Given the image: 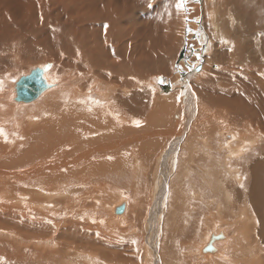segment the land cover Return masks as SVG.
<instances>
[{"label": "bare ground", "instance_id": "1", "mask_svg": "<svg viewBox=\"0 0 264 264\" xmlns=\"http://www.w3.org/2000/svg\"><path fill=\"white\" fill-rule=\"evenodd\" d=\"M36 1L40 4L60 1L62 3L60 8L62 9L63 7L66 10L67 6L65 7V3L71 0H34V2ZM143 1L72 0V10L70 13L65 11L68 13L67 18L62 19L61 13L64 10L61 13H57L61 10L56 8L58 10L55 12L57 14V21L53 22L55 28L49 36L50 39H35L39 45L35 44L33 47L28 38H26L29 34L26 36L25 20L28 21V19L25 16L28 15L29 11H26L27 14L24 12V9H30L33 3L29 1V7L23 9L25 0H0V68L1 64L4 66L0 69V78L3 79H0V217L3 211L11 207L17 208L11 214L15 212V218L19 224L15 223L16 219H13L15 222L13 221L12 224L16 231L19 230V234L21 232L24 239H19L12 232L0 233V238L8 239V243L18 247H26V245L33 246L38 251L39 258L42 252L47 254L44 258L56 254L53 261L54 264H102L98 256L91 253L77 250L71 251L69 248H66L63 253L56 251L58 244L51 238L55 229L53 228L52 221L49 225L45 221V216L53 218L54 215L49 213L51 211V209L48 210L49 208H47L49 206L43 209L44 206L42 204L46 201L51 205L56 203L54 199L65 194V192L58 187L52 186L62 184L64 181L81 183L82 178L80 176L82 175H91V178L98 177L95 180H99L100 176L106 174L107 171L118 172L120 174L118 176L119 180H127L133 178L138 170L144 169L146 174L150 172V176L152 177L150 191L147 192L150 206L152 200L156 197L160 200L166 198L160 192L163 190L162 183L164 182H161L160 172L162 168L159 164L164 159L167 168L164 169L167 170L166 173L171 175L177 171L180 174L177 190L182 185L181 183L184 181L183 177L186 175L187 170L192 167V164L196 163L195 170L199 172L198 175L200 177L199 184L196 185L197 187H191V199L194 201V205L191 206L188 203V199L186 200L181 197L183 194L187 196L185 192L182 195L180 194L181 196L178 198H172L171 196L170 202L171 199H176V201L182 203V207L187 208V212H191L200 203H206L208 208L212 207L210 214H208L213 218L208 221L210 229L202 233L200 243H197L198 245L195 243L196 248L194 247L192 255L200 257V250L207 245L210 235L221 233L223 238L218 240L219 243L217 241L215 243L214 241L212 246H209L211 249H214V252L205 253H209L211 256L207 255L202 257V260L205 261L204 264H264V0H224L227 3V10L224 16L223 26L227 24V32L226 36L220 33V41H226L229 45L226 54L223 50L215 51H218L220 59H227V72L232 73L230 71L232 70L237 75L235 77L241 80L244 79L242 80L243 85L245 81L250 82L251 78L256 79L259 84L256 85L254 83L251 88L247 85L246 87L248 88L244 93L243 89L240 90L241 87H235L237 84L229 83L226 88L221 89V93L226 92L228 94L231 92L234 94L233 97H236L237 94L236 92H232L234 89L244 94L247 97V105H243V102L242 110L238 107V103H241V100L231 99V106H228H230L229 108L232 111H227L228 116H216L215 113L211 112L209 119L213 121L212 123L218 125L217 122L220 121L224 126L222 127L220 125L218 136L222 138L227 133V139L217 146L218 151H223L219 158L211 157L209 145L212 140L207 142L205 138H198L196 140L198 145L190 141V136H194L191 135L194 132V125H197L201 130H203L201 124L203 126L207 125L205 123L208 122V117L206 119L205 115V117L201 116L206 119L204 124L201 122V124H198L199 120H196V118L195 121L193 120L194 123L190 135L187 139L185 138L189 140L190 145L186 148V151L184 150V155L174 156V149L168 150L167 146L176 139L171 138L172 136H179V122L177 121L179 109L177 106H181V102H178L179 99L175 98L174 101L178 104L172 102L168 105V112L166 107L162 106L164 108L163 111L166 110L167 112L165 114L166 112L164 111L165 115L160 110H155L152 113L150 112V102L148 101L149 93L146 90L140 92L134 91L133 87L137 88L140 85V82L134 78L135 71L137 70L136 62H134L136 57L134 58V56L142 51L143 48L141 45L135 44L129 51L125 50L123 39L125 38L127 43L132 42L131 34L135 32L137 34L144 33L147 28L145 27L135 32L134 30L130 32L129 29L131 26L133 28L136 25V22L133 20V15L135 14H132V12ZM196 1L199 3L201 0ZM209 1L213 3V1L218 0ZM49 3L43 7L39 5L44 10H38L39 7L37 6L36 10L41 11V14L47 13L50 15L48 9ZM203 4L205 5V3ZM13 6L15 7L13 8ZM194 8L193 5H190L189 8L187 6L188 10L191 9L193 10L192 12H196L195 9L197 8ZM212 8L218 9L215 6H212ZM78 9H82V12ZM33 11L35 10L33 9ZM39 12L36 11V13L40 14ZM71 14H74L75 17ZM215 14L213 11L212 15L214 18H216ZM196 15L198 18L199 15L197 13ZM38 17L40 19V16ZM41 19L40 21L42 22L43 19ZM44 20L49 21V18ZM209 21L211 20L209 19ZM213 27H216V24ZM127 30L129 32H126ZM196 30L193 27V34L197 33ZM127 45L130 47L129 44ZM199 45L198 47H192L195 51L194 59L197 62L201 57V53L198 50L202 47ZM42 46H45L46 53L50 54L47 55V59L52 64H56V69L50 70L45 75L46 69L41 68L44 71L43 76L50 83L46 80L49 86L46 91L47 93L44 96H41V94L36 99L37 101L40 99L36 108L29 109L26 106L20 112L21 108L18 111V107H23L21 106L23 104L15 103L11 92L14 96L13 86L18 78L21 77L24 66L29 63L20 64L19 66L16 64L25 59H39V49ZM149 46L150 41L144 47V55H149ZM137 50L139 51L137 52ZM210 50L212 51V48ZM207 52L209 54V51ZM70 59L72 60L73 69L68 68L65 72H60L58 70V67L61 66L60 64ZM11 61H13V64ZM27 67L28 65L25 70L30 69V67ZM31 70L33 68L28 70V73ZM142 71H145V69ZM137 73L140 75V72ZM154 77L155 75L153 78L150 77L148 83L150 85L153 83V85L159 88L155 82H158L160 77ZM64 79L67 80L65 84ZM162 81L158 83H166L164 79ZM182 81V79L176 78L172 82V85L176 87ZM236 81L234 78L231 83H236ZM145 83L149 85L146 81ZM203 84L206 85L205 82ZM3 85L6 87L5 89H2ZM56 86L59 87L57 88ZM75 86H78L80 91ZM152 86H150V89ZM200 86L203 87L202 82ZM182 87L180 86V91ZM157 88H155L156 94L159 93ZM171 88L173 90V87ZM60 89H66V91L67 89H71L72 91L63 95L57 93ZM88 92H93L96 95L89 96ZM46 94L50 95L46 96ZM241 94L239 98L242 96ZM154 97L157 98L158 95ZM161 98L163 99L162 101L165 100L164 97ZM170 98L169 100L172 101ZM241 98L244 99V97ZM157 99L155 101H159ZM199 101L201 102L202 100L199 98ZM162 103L159 105H162ZM151 105L156 106L152 102ZM235 108H238L243 115H238L240 113H237ZM191 109V102L186 100L185 113L189 118L191 116ZM199 115L195 116L199 118ZM165 120L167 122L159 123ZM135 121H139V126L134 123ZM153 122L158 124L155 123L153 125ZM154 127L155 130H151ZM195 131L198 132V129L196 128ZM158 134L162 136V139L158 137L157 140L150 142V137ZM212 146L211 144L210 147ZM205 156L206 159H203ZM199 161L202 162L198 164ZM202 165H205L203 170L200 168ZM72 166L73 170L69 172L68 170ZM193 170L194 168L190 171ZM147 171L149 172L147 173ZM196 172L195 174L197 175ZM189 173L186 177L189 176ZM206 175H210V177L208 178ZM164 178L167 180L168 175H164ZM156 180L157 182H154ZM146 181L148 180L145 175L142 178V182L146 184ZM136 185L139 186L138 181ZM26 189L28 191L30 190V192L34 190L32 197H30ZM112 191L113 195L108 196L110 200L107 199L108 197L104 198L108 201L102 200L97 196L92 197L93 199H86H90V201L95 203V205H92L95 210H101L103 212L100 215L103 216L104 222H106V213H104V210L109 213V215L106 214L109 216L107 222L112 225V230L117 232L116 227L118 226L116 224L124 220L127 212V215H130V213L133 214L131 215V221L132 218L135 219L136 214H139L138 209L140 206L136 204L138 199L134 198L132 201H128L119 191ZM155 192H157L156 196ZM196 192H198V195H195ZM208 193L214 196L208 198ZM38 196H42L43 199H39ZM217 199H220V201ZM69 200L70 203L78 202V200H73L72 198H69ZM195 200H199V202ZM213 201L215 205L208 206V202ZM148 203L146 204L148 205ZM119 206H122L124 210L121 215H116L114 210ZM35 207L41 213L40 215L44 216V220L37 222L36 226H33V221H21L22 216L27 214V210L34 209ZM224 209L227 210L230 215L228 218L231 220L225 219ZM159 210L160 219L164 211L161 212V207ZM170 212L177 214L182 211L179 210V207L171 206L169 214ZM148 219L150 220V217ZM171 219L173 220L175 218L172 217ZM65 220L58 223L55 222L56 226L65 225ZM161 222H164V218H161ZM181 223H186L184 218L179 219L174 225H181ZM228 223L231 224L228 225ZM70 224L75 226L74 222ZM3 225L1 224V227L6 226ZM17 227H20L21 231ZM50 227L52 228L51 230ZM119 227L121 228V226ZM230 227L235 232L239 227L241 230L238 233H232L234 230L231 232L232 229ZM43 228L48 229L47 233L46 231L45 233H43L44 231L38 233L39 231L37 229L42 230ZM74 231L71 236L74 244L81 248H84L83 245H89L87 242L82 243L84 233L81 230ZM130 231H132V234H135L133 231H137V229L131 228ZM156 232L158 233V231ZM141 239L143 238L141 237ZM61 240L66 239L62 237ZM152 241L153 238L152 240L149 238L147 241L148 245ZM68 243L62 242V245L65 246ZM138 246L134 243L128 244L126 249L132 252L126 253L125 256H120L119 261L110 259L112 261L111 263L123 264L127 262L130 256L134 255L133 252L136 253L135 247H137L138 251ZM231 247H234L233 250ZM52 250H55V252L51 253ZM242 250H246V253L243 255L240 253ZM181 253L183 254V252ZM189 253V251L186 252V254ZM212 254L215 255L213 256ZM103 256L109 258L106 253H103ZM142 257L141 264H151L154 262V255L150 254V246L146 247L144 245ZM19 264H27V262Z\"/></svg>", "mask_w": 264, "mask_h": 264}, {"label": "rangeland", "instance_id": "2", "mask_svg": "<svg viewBox=\"0 0 264 264\" xmlns=\"http://www.w3.org/2000/svg\"><path fill=\"white\" fill-rule=\"evenodd\" d=\"M13 1H16V0H13ZM29 1H30V3H33L32 4L33 6H30V9L27 8L29 10L24 9L26 7H29ZM29 1L25 0V4L23 6V9L25 10L24 12L29 11L28 15L25 16V17H27L26 19H28V21L25 20V22H26L25 28H26V36L29 34L30 37L27 36L26 38H28L29 42L34 47L35 44L39 45L38 41L35 39H44V40L50 39L49 36L52 34V32L55 28L54 27L55 25L53 24V22L57 21V17H56L57 14L55 12H57L60 9L61 11L60 12L58 11L57 13H61L64 9H63V7H62V9L60 8L62 5V3L60 1L55 2V3L54 2H52V3L47 2L46 4H40L37 1L34 2V0H29ZM71 1H67L68 3L67 2L65 3V7L66 6L67 7H66V10H64L61 13L62 19L67 18L66 17L68 15L67 12L70 13V11L72 10ZM177 2H178V0H144L143 3H140L138 5L139 7L138 6L135 7V9L137 8L136 10H134L135 12L132 9V11H133V12L131 11L132 14H135V15H133V20H134V22H136L135 23L136 25L132 24V25H135L133 27L134 29L132 28V26L129 29H130V32L132 30H134V32H135V31L141 30L145 27H147V28L145 29L144 33L137 34L135 32L136 34L135 33L134 34L136 35V37L134 34H131L132 42L127 43V40L125 38L123 39V44H125V50L129 51L131 49V47H133L135 44L141 45L143 48V50L140 52H138L139 50H137L138 53L134 56V58L135 57L139 58V59H136V58L134 59V62H136V66H137L136 67L137 70L135 71L134 78H136L140 82V85L137 88L136 87H133V88H134V91H136V92L146 90L147 93H149L148 94V101L150 102V112L154 113L155 110H160V112L162 111V114L165 115L168 112V110H167L168 105H170L172 102L177 103L174 101L175 98L176 99L178 98L179 99L178 102H181V106H179V105L177 106V108L179 109V115H178V119H177V121L179 122V128H178V131H179L178 135L179 136L178 137L172 136L171 138H176V139L173 142H170L168 144L170 147L167 146L168 150L174 149L173 155L176 157L184 155V150L186 151V148L190 145L189 140H186V139L190 135V131H191V128L193 127V123L195 121V118H196V120H199L198 124H201V123L204 124L206 122L207 117H208V119L210 118L211 112L215 113L216 116H218V115L228 116L227 111H232L229 108L231 106L230 105L231 99L241 100L240 101L241 103H238V107L241 109H242V103L243 102H244L243 105H247V97L244 94H241V93H239V91H236L234 89L232 92H236L237 94H236V97L235 96L233 97L234 94L231 92L228 94H226V92L221 93L222 88H226L227 84H229V83L234 84V85L237 84V86H235V87H241L240 90L243 89V93H244V91L248 88V87H246L247 85L250 86L249 88H251L254 83H256V85L259 84L258 81H256V79L251 78L250 82L245 81L244 85H243L242 80H244V79L241 80V79L235 77L237 75H236V73L234 74V72L232 70H230L232 73H230L229 71L228 72L226 71V68L228 66L226 63L227 59H223V60L220 59L218 51L223 50L224 53L226 54L227 47L229 45V43H223L220 41V36H221L220 33H222L224 36H226V32H227V29H226L227 24L225 26H223L224 16H225V13L227 10V3L224 0H218V1H213V3H214V5H213L212 1H209V0H204V1L201 0L199 3L196 0H186V3L184 5V10L178 11L175 7ZM202 2L205 3V5ZM48 3H49L48 9L50 11V15L47 13L41 14V11L40 12L38 11L41 9L40 6L43 7V6L47 5ZM190 5H193V8L194 7L197 8V9L194 8L196 10V12L194 11L195 13L192 12L193 10L187 9V6L189 8ZM199 5H201V6H199ZM36 6L39 7L38 10H36L37 9ZM212 6L213 7L215 6L218 9L217 10L213 9ZM14 7L15 6H13V8ZM31 7L35 11H33V9L31 10ZM199 9H201L203 11L205 9H208V10H205L203 12ZM41 10H44V9H41ZM78 10L80 12H82V9H78ZM31 11H33V12H31ZM36 11L39 12L41 15L36 13ZM65 11H67V12H65ZM213 11H214V13H216L215 14L216 18H214L212 15ZM27 12H26V14H27ZM196 13L199 15L198 18H197ZM208 14H209V17H208ZM71 15L73 17H75L74 14H71ZM205 15H206V19H205ZM38 16H40V19H41V17H43L42 18L43 20L41 19L42 22L44 21L43 23L40 21ZM134 16L136 18V21H135ZM201 16H202V18H201ZM31 18H32V20H31ZM48 18H49V21L51 23L47 20H44V19H48ZM50 18L52 19V21ZM188 18H189V20H188ZM34 19H35V21H34ZM209 19L211 21H214V22L209 21ZM144 21H145V23H144ZM199 23H201V24H199ZM128 24H130V23H128ZM210 24L212 25V27H210L211 26ZM214 24H216V27H213ZM193 27L195 29H197L196 30L197 33H195V34H193L194 33ZM188 29H191V32H189ZM126 32H129V31L127 30ZM33 35H34V37L32 38ZM204 35H206V36H204ZM149 41H150V46H149L150 47V53H149V55H144L145 54L144 53L145 52L144 47ZM218 41L221 43H219ZM201 43H202V45H201ZM127 44H129L130 47H128ZM203 44H205V45H203ZM209 44H210V46H209ZM198 45L202 48H200V50H198V52L201 53V57H200V60L197 62L194 59L195 58V54H194L195 51L192 47L193 46L198 47ZM211 48H212V51L210 50ZM215 50H218V51L216 52ZM207 51H209V54ZM181 52H183L184 56L182 59H180L178 61L179 54ZM47 55H50V54L49 53L47 54L45 46H42L41 49H39V56H40L39 59H37V60L25 59L22 62L20 61L19 63H17L16 64L17 66H19L20 64L21 65L26 64L27 62L29 63V64H26L24 66V70H23V73L21 74V76L26 75L28 73V70H30L32 68L34 69V68L40 67V68L46 69L45 75L50 70H55L56 64H52L51 62H49V60L47 59L48 58ZM136 60H138V61H136ZM12 62L13 61H11V63ZM193 64H195L197 68H199L201 66L199 68L200 69L199 72H197L195 70H193V71L188 70L189 67ZM27 65H28V67H30V69L25 70ZM60 65L61 66L58 67V70L60 72H65L66 69H68V68L73 69L71 59L67 62L61 63ZM3 67H4L3 64H1V68H3ZM182 68H183V71H179V69H182ZM143 69H145V71H142ZM215 71H218V72H215ZM137 72H140V75ZM160 74H162V75H160ZM184 74H185V76H184ZM218 74H219V76H218ZM152 75L153 76L155 75L154 78L160 77V78L164 79V81L166 83H164V84L161 83L162 84L161 85V84H159L160 82L159 83L155 82V84H157V86H159V88H157L155 85H153V83H152L153 86L150 85L148 83V81H149L150 77L153 78ZM175 76H176V78L183 80L181 83H179L180 85H177L176 87H174L172 85V82H174V80H176ZM219 78H221V79H219ZM234 78H235V80H237L236 83H231L232 79L234 80ZM44 79L48 81V79L46 77H44ZM1 80H3V79H1ZM63 81H64V84L67 82L66 79H64ZM142 81H143V83H142ZM145 81L149 85H147L146 83L144 84ZM201 82H202L203 87L200 86ZM204 82L206 83V85L203 84ZM48 83H49V81H48ZM52 83H54V81H52ZM238 83H239V85H238ZM223 84H225V85H223ZM59 86H56V87L58 88ZM65 86H67V85H65ZM150 86H152L151 89H150ZM180 86L181 87L183 86L181 88L182 89L181 91H180ZM223 86H225V87H223ZM75 87H77L78 91H80L78 86H75ZM171 87H173V90ZM5 88L6 87L3 85L2 89H5ZM155 88L158 89L159 93L156 94ZM154 89H155V91H154ZM71 91H72L71 89H67V91H66V89H60L57 93L66 95L68 92H71ZM45 93H47V92H44L41 96H44ZM11 94H12V98H13L14 97L13 93L11 92ZM154 94H156V95H154ZM195 94H196V96H195ZM240 94L242 95L241 97H244V99H242L241 97L239 98ZM48 95H50V94H46V96H48ZM88 95L89 96H95L96 94L93 92H88ZM157 95H158V97H157ZM218 95H220V97H218ZM231 95H232V97H231ZM246 95H247V93H246ZM154 96H156L158 99L155 98ZM161 97H164L165 100L162 101L163 99ZM169 98L172 101H170ZM199 98L203 102L202 101L200 102ZM156 99L159 101H155ZM166 99H168L170 102ZM39 100L21 105L23 107L19 106L18 111L21 108L20 112H22L26 106H27L26 108H29V109L36 108L39 104ZM186 100H189V102H191V106H192V109L190 110L191 111L190 118L185 113L186 112L185 111V101ZM151 102L154 103L157 107L151 105ZM196 102L198 105L196 104ZM160 103H162V105H159ZM205 105H207V106H205ZM228 105H230V106H228ZM162 106L166 107L167 112H166V110H164L166 113L163 111L164 108H162ZM181 109H182V111H180ZM202 109H203V111H202ZM235 110H237V113L238 112L240 113L238 115H243V113L238 108H235ZM180 114H181V116H180ZM199 114H201V115H199ZM195 115L196 116L199 115V118H197ZM204 115L206 116V119L203 118V117H205ZM201 116H203V117H201ZM208 119H207L208 122L205 123L207 125L203 126L201 124V126L203 127L202 128L203 130L198 128L197 125H194V127H193L194 132L191 134L194 136H190V141L193 142L195 145H198V142L196 141L198 138H202V139L205 138L207 142H210L212 140L210 145L212 144L213 146L210 147V145H209V151H210L211 157L212 158L213 157L219 158L220 155L223 153V151L222 150L218 151L217 146L219 143H221L222 141L227 139V137H226L227 133L224 134V137L220 138L218 136V131H219L221 126L222 127H224V126L221 124L220 121L217 122L218 123V125H217L216 123H212L213 121L211 119H209V120ZM165 122H167V120L159 122V123H165ZM230 122H231V120H230ZM155 123L156 122H153V125ZM156 124H158V123H156ZM187 128H189V129H187ZM196 128L198 129V132L195 131ZM151 130H155V127L151 128ZM214 130H217V131L214 132ZM186 133H188V134H186ZM158 137L162 139V136L159 134L156 136H151L150 142L157 140ZM164 139L167 140L166 138H164ZM184 143H186V144H184ZM178 147H179V150H178ZM180 153H181V155H180ZM203 159H206V156ZM200 162H202V161H199L198 164ZM163 164H164V167H163ZM159 166L162 168V170L160 172V175L162 178L161 182H164V183H162L163 190H161L160 192H162L166 198H164V200L162 199L163 200V202H162V200H160L159 198L156 197L154 200H152V203L150 204V206L148 203L147 192L150 191V183H151L152 177L150 176L151 175L150 172L147 171V173L148 172L149 173L146 174L144 169L138 170L137 174L133 178H130L127 180H119L118 176H120V174L118 172L114 173L112 171L111 172L107 171L106 174H104L103 176H100L99 180H95V179H98V177L97 178H91V175H89V176L88 175H82V176H80L82 178L81 183L64 181L62 184H56V185L52 186V187H58L60 190L65 192V194L60 195L58 198L54 199V202L56 201V203H53L51 205L48 201H46V202H43V204H42L44 206L43 209H45V207L49 206V207H47V208H49L48 210L51 209V211L49 213L54 215L53 218H51L49 216H45V221H46V224H48V225L52 221L53 228L55 229L54 232L52 233L51 238H53V241H55L58 244L56 251L58 253H63V252H65L66 248H69L71 251L77 250L80 252L91 253L93 255L98 256V259L102 262V264H113V263H111L112 261H110V259H113L115 261H119L120 256H123V255L125 256L126 253L132 252V251H128V249H126V246L128 244H133V241L135 240L134 244H136L137 246L139 245L138 251H137V247H135L136 253L133 252L134 255L130 256L129 260L123 264H141V259L143 258L142 253L144 250V245L146 247L150 246V254L154 255V257H153L154 262L151 264H204L205 261L202 260V257H205L207 255L211 256V254H209V253L205 254V255L200 254V257H201L200 258L199 256L192 255V253H193L194 247L196 248V244L200 243V238L202 236V233L205 231H209V229H210L208 221L212 220L213 218L210 217V215H208V214H210L212 207L208 208L206 206L207 205L206 203H200L199 205L194 207L191 210V212H187L186 211L187 208H184V206L182 207V203H179L178 201H176V199H171V202H170L171 196H172V198H176V197L178 198L185 192V193H187V196L183 194L181 197L186 199V200L188 199V203L191 206L194 205V201L191 199V196H192L191 187L192 188L197 187L196 185L199 184V179H200V177L198 175L199 172H196V170H195L196 163L192 164V167L189 170H187L186 175L189 173L190 170H192V168H194L193 171H190L189 176L186 177V175H185L183 177L184 181L181 183L182 185L180 184L181 186H180L179 190H177V186H178L177 184L179 183V180H180V174L177 171L173 172L171 175L169 173H166L167 170H164V169H167V168H166V163H165L164 159L161 161ZM204 167H205V165H202L200 167L201 170H203ZM71 170H73V166L68 171L70 172ZM195 172L197 173V175L195 174ZM166 174L168 175L167 180H165V178H164V175H166ZM145 175H146V179L148 180V181H146V184L144 182H142V178ZM206 177L209 178L210 175H206ZM137 181H138L139 186L136 185ZM154 182H157V180ZM95 186H97V187L95 188ZM112 190H115V191L117 190L120 193H122V195L128 201H132L134 198L138 199L136 204L140 206V208L138 209L139 214L138 213L136 214L135 219L132 218V221H131L130 220L132 217L131 215H133V214L130 213V215H127L128 214V212H127V214L125 215L126 217H124V220H122L116 224L118 226V227H116L117 232H114L112 230V225H110L107 222L109 219V216H107L106 214L109 215V213H107L104 210V213H106L105 214L106 222H104L103 216L100 215L103 212L101 210H99V211L95 210L93 208L94 206H92V205H95V203L93 201H90V199H93L94 196H97L98 198H100L102 200H107V199L110 200L108 196L113 195ZM26 191H28V189H26ZM33 191H31L32 193L30 192V190L28 191L30 197H32ZM135 194H137V196H135ZM158 194H161V193H158ZM163 194H161V195H163ZM65 195H67L66 197H68V196L69 197L66 198ZM156 195H157V192H155V196ZM195 195H198V192H196ZM183 196H185V197H183ZM212 196H214V195L211 193L207 194L208 198L212 197ZM38 198L43 199L42 196H38ZM69 198H72L73 200H78V202L77 203L71 202L72 203L71 204L69 202L70 201ZM86 198H90V199L87 200ZM104 198H107V199H104ZM217 200L220 201V199H217ZM195 201L199 202V200H195ZM213 202H208V206L215 205V202L214 203ZM47 203H48V205H47ZM146 203H148V205ZM50 206H51V208H50ZM171 206L172 207L174 206L177 208L179 207V210H181L182 212L177 213V214H173L170 212V214H169ZM160 207L162 208L161 212L164 211L162 213V215L160 216L161 218H164L163 223L161 222V218L159 219V213H160L159 208ZM36 208L37 207H35L34 209H28L27 214L26 215L24 214L22 216L23 218H21L22 220L21 219H19V220H21V221H23V220L33 221V223H34L33 226H36L37 222L44 220V218H43L44 216L40 215L41 213ZM152 209H154V210H152ZM16 210H17V208L11 207L10 209L3 211L2 216L0 217V221H1L0 233L5 234V232H12V234L13 235L16 234L19 239H24V236L21 234V232L19 234V230H17L18 231L17 232L16 229L13 227V224H12L14 221L13 219H16L15 218L16 216L14 214L15 212H13L12 214H11V212L16 211ZM34 210H35V212H34ZM70 210H72V212H70ZM219 211H221V210L219 209ZM43 213H46V212H43ZM224 213L226 215V216L224 215L225 219L229 220L230 218H228V217H230V215L228 214L226 209H224ZM11 215H12V217H11ZM148 215L150 217V220L148 219L149 218ZM172 217H174L175 219L172 220L171 219ZM182 218L185 219V221H186L185 224L181 223V225H178V224L174 225L175 223L178 222L179 219H182ZM62 220H65L66 224L65 225H59L57 227L56 223H58ZM15 221L14 222L17 223V219ZM93 221H95V222H93ZM156 221H157V223H156ZM71 222H74L75 226H72L70 224ZM232 223H233V221H232ZM1 224L2 225L4 224L3 226H5V225L6 226L1 227ZM11 224H12V226H11ZM17 224H19V222ZM148 224H150V225H148ZM230 224L228 223V225H230ZM164 225H165V227H164ZM77 226H79V227H77ZM119 226H121V228ZM174 227H176V228H174ZM231 227H230V229H232ZM11 228H13L15 231ZM17 228L19 229L20 227H17ZM131 228L137 229V231H133V232H135V234H132V231H130ZM184 228H185V230H184ZM51 229L52 228L50 227V230ZM180 229H182V230H180ZM47 230L45 228H43L42 230L37 229V231H39L38 233H42L43 231H44L43 233H45V231L47 233ZM74 230H81L82 233H84L83 234L84 239H83L82 243L87 242V243H89V245H83L84 248H81V247L77 246L76 244H74L71 240L72 233L75 232ZM161 230H163V231L161 232ZM233 230L234 229H232L231 232ZM240 230H241V228L239 227L236 229V232L238 233ZM20 231H21V228H20ZM127 231H129V232H127ZM156 231H158V233ZM236 232L234 230L232 233H236ZM77 233H78V235H80L79 232H77ZM147 233H149V234H147ZM170 234H171V236H169ZM191 235H193V236H191ZM177 236H179V237L177 238ZM62 237L66 240H61ZM141 237L143 239H141ZM41 238H43V236H41ZM149 238H150V240H152V238H153V241L150 242V245H148V242H147ZM62 242H69V243L66 244L65 246H63ZM155 243H156V245H154ZM215 243H216V241H215ZM217 243H219V242L217 241ZM220 243H223V242H220ZM233 248H232V250H233ZM15 251H17V252H15ZM185 251L186 252L189 251L190 253L186 254ZM53 252H55V250L51 251V253H53ZM181 252H183V254ZM37 253H38V251L33 246L26 245V247H18V246L11 245L10 243H8V239L6 240L5 238L4 239L0 238V264H19V263H25V262H27V264H54L53 261H54V258L56 257V254H53L51 257L44 258L47 254L42 252L40 254V258H39ZM103 253H106L109 258L104 257ZM240 253L243 255L246 253V250H242ZM10 255H11V257H9ZM67 255H69V253H67Z\"/></svg>", "mask_w": 264, "mask_h": 264}, {"label": "water", "instance_id": "3", "mask_svg": "<svg viewBox=\"0 0 264 264\" xmlns=\"http://www.w3.org/2000/svg\"><path fill=\"white\" fill-rule=\"evenodd\" d=\"M183 56V52H181L179 54L178 61L182 59ZM43 73L44 71L41 68H36L31 70L25 76H21L20 78H18L13 86L15 93V103H31L48 90L49 86L44 79ZM123 210V207L119 206L114 210V213L116 215H121L123 213ZM222 238L223 235L221 233H218L217 235H210L207 245L200 250V254H205L206 252L213 253L214 249H211L209 246H212V243L214 241H218Z\"/></svg>", "mask_w": 264, "mask_h": 264}, {"label": "snow or ice", "instance_id": "4", "mask_svg": "<svg viewBox=\"0 0 264 264\" xmlns=\"http://www.w3.org/2000/svg\"><path fill=\"white\" fill-rule=\"evenodd\" d=\"M185 3H186V0H178V2L176 3V5H175V7H176V9L179 11V10H184V5H185ZM188 31L189 32H191V29H188ZM223 43H226V41H222ZM197 59H199V57H197ZM189 71H193V70H195V71H200V69L199 68H197L196 67V65L195 64H193V65H191L190 67H189V69H188ZM179 71H183V69H179ZM158 82H163L162 81V78H160V80H158ZM137 126H139V121H135L134 122ZM93 222H95V221H93ZM133 243H135V241H133Z\"/></svg>", "mask_w": 264, "mask_h": 264}]
</instances>
